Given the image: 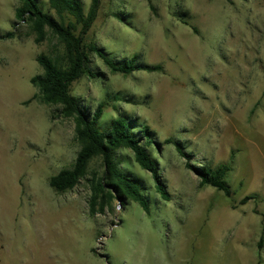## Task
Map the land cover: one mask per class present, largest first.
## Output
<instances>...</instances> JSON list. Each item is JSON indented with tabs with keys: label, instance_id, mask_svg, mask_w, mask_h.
I'll use <instances>...</instances> for the list:
<instances>
[{
	"label": "rangeland",
	"instance_id": "1",
	"mask_svg": "<svg viewBox=\"0 0 264 264\" xmlns=\"http://www.w3.org/2000/svg\"><path fill=\"white\" fill-rule=\"evenodd\" d=\"M36 1L56 21L76 23ZM80 1L88 15L94 0ZM21 6L0 0V37L16 32L0 41V264H264V0H99L85 43L163 70L124 76L91 55L97 78H82L71 94L86 115L105 104L103 129L127 117L151 132L169 202L129 150L118 152L147 189L149 216L108 197L91 214L100 158L73 190L50 187L83 146L75 118L33 100L38 58L63 64L65 46L49 29L37 43L16 19ZM222 164L231 167V196L202 187L196 173Z\"/></svg>",
	"mask_w": 264,
	"mask_h": 264
},
{
	"label": "trees",
	"instance_id": "2",
	"mask_svg": "<svg viewBox=\"0 0 264 264\" xmlns=\"http://www.w3.org/2000/svg\"><path fill=\"white\" fill-rule=\"evenodd\" d=\"M19 1L22 6L16 11V19L20 23L33 27L37 43L45 40L46 30L49 29L65 46L63 64L45 55L38 58L43 73L31 79V84L39 89L33 100L47 106H60L63 117L75 118L78 125L77 138L83 146L72 168L51 177L50 187L61 194L73 190L88 175L92 161L100 158L103 164L102 174L94 172L89 179L92 192L91 214L94 215L97 212L99 200H105L108 197L121 200L123 204L131 200L138 203L146 215H151L152 204L147 189L125 171L123 162L118 158L119 151L129 150L134 162L152 176L155 190L160 198L169 202L171 195L159 165L148 149L154 145L151 132L146 126L136 131L134 122L127 117H119L107 129H103L100 126V120L103 117L105 104H100L94 114L86 115L78 100L72 96L71 89L74 83L84 77L97 78V74L91 67V55L101 59L112 72L124 76H130L136 71L160 72L163 70L162 66L139 64L138 56H134L129 61L120 62L110 58L109 53L97 45L85 43V36L96 19L99 0H94L88 15L84 13L80 0H50L51 7L60 17L75 20L76 23L68 25L46 14L36 0ZM79 25L81 29L78 32ZM15 36L16 32H9L0 37V41L13 39ZM174 143L178 152L185 156L179 144ZM230 171L229 164H222L216 168L210 166L199 168L196 173L201 179L202 187L211 186L231 196L226 181ZM102 207L104 209V205ZM263 244L264 237L259 242V249L263 248Z\"/></svg>",
	"mask_w": 264,
	"mask_h": 264
}]
</instances>
